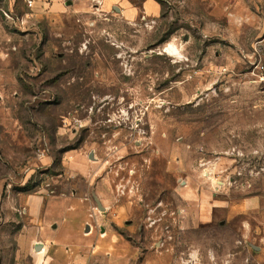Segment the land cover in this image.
<instances>
[{"label":"rangeland","instance_id":"rangeland-1","mask_svg":"<svg viewBox=\"0 0 264 264\" xmlns=\"http://www.w3.org/2000/svg\"><path fill=\"white\" fill-rule=\"evenodd\" d=\"M0 264H264V0H0Z\"/></svg>","mask_w":264,"mask_h":264},{"label":"crops","instance_id":"crops-1","mask_svg":"<svg viewBox=\"0 0 264 264\" xmlns=\"http://www.w3.org/2000/svg\"><path fill=\"white\" fill-rule=\"evenodd\" d=\"M18 200L20 202L23 201V203L27 206L29 217H31V220L33 222L37 223L40 220V217H46V215L43 216V207L45 204V199L42 196H39V195H30V196L21 195L18 198ZM257 202H258V200L255 198L250 199L247 201V206L248 207H254V206H256ZM52 208H53V206H51V208H49V210H47V212L53 211ZM204 218H207V217H204ZM113 241L114 240L112 239V241L105 242L104 244H107L108 247L112 248L114 245Z\"/></svg>","mask_w":264,"mask_h":264},{"label":"water","instance_id":"water-1","mask_svg":"<svg viewBox=\"0 0 264 264\" xmlns=\"http://www.w3.org/2000/svg\"><path fill=\"white\" fill-rule=\"evenodd\" d=\"M68 4L70 5L71 4V1L68 2ZM115 10L119 13L120 10L118 8L115 7ZM95 201L98 205V209L101 210V211H105L106 209L102 206L100 200L98 198H95ZM86 232H89V228L86 229ZM39 247L37 248V250L39 251Z\"/></svg>","mask_w":264,"mask_h":264},{"label":"bare ground","instance_id":"bare-ground-1","mask_svg":"<svg viewBox=\"0 0 264 264\" xmlns=\"http://www.w3.org/2000/svg\"><path fill=\"white\" fill-rule=\"evenodd\" d=\"M166 52H167L168 54L172 55V56H175V55L178 54L177 49H176L174 46H172V45H170V46H168V47L166 48Z\"/></svg>","mask_w":264,"mask_h":264},{"label":"built area","instance_id":"built-area-1","mask_svg":"<svg viewBox=\"0 0 264 264\" xmlns=\"http://www.w3.org/2000/svg\"><path fill=\"white\" fill-rule=\"evenodd\" d=\"M25 1H26V3L28 4V6L30 8H32L34 6L35 2H36V0H25Z\"/></svg>","mask_w":264,"mask_h":264}]
</instances>
